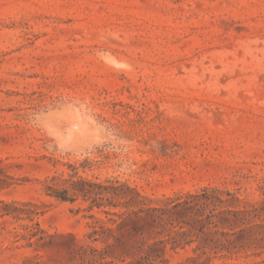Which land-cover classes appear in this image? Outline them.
<instances>
[{
  "label": "rangeland",
  "instance_id": "rangeland-1",
  "mask_svg": "<svg viewBox=\"0 0 264 264\" xmlns=\"http://www.w3.org/2000/svg\"><path fill=\"white\" fill-rule=\"evenodd\" d=\"M61 174L262 200L264 0H0V264H81L110 215L50 196ZM259 236L231 255L189 236L162 264L264 263Z\"/></svg>",
  "mask_w": 264,
  "mask_h": 264
},
{
  "label": "trees",
  "instance_id": "trees-1",
  "mask_svg": "<svg viewBox=\"0 0 264 264\" xmlns=\"http://www.w3.org/2000/svg\"><path fill=\"white\" fill-rule=\"evenodd\" d=\"M52 179L61 189L48 186L53 191L50 196L72 201L67 196L72 192L84 200L92 199L88 210L108 207L101 210L106 216L110 215L106 220L90 215L93 218L89 225L91 230L84 234L88 241L69 248L78 254L81 264H162L165 246L174 248L190 244L193 240H187L189 236L202 239V243L196 246H211L215 253L226 251L230 255L238 252L239 247L250 246L246 241L252 235L257 242L261 241L264 198L242 204L241 199L229 190L205 187L175 199L167 198L162 204H154L136 187L118 180L92 182L75 174H61ZM117 207L118 210L110 209ZM68 237L75 240L74 234ZM99 239L106 246L97 248L90 245ZM41 245L45 247V244ZM98 253L97 258L95 254ZM221 256L227 255L222 253ZM106 257L112 258L106 260ZM210 259L208 252L201 250L187 260L191 264H207Z\"/></svg>",
  "mask_w": 264,
  "mask_h": 264
}]
</instances>
